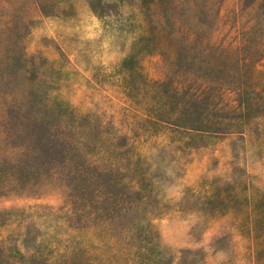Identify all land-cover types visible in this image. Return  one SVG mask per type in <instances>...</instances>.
Returning <instances> with one entry per match:
<instances>
[{
  "label": "rangeland",
  "instance_id": "obj_1",
  "mask_svg": "<svg viewBox=\"0 0 264 264\" xmlns=\"http://www.w3.org/2000/svg\"><path fill=\"white\" fill-rule=\"evenodd\" d=\"M215 1L209 35L264 37V0ZM165 25L159 0H0V264H141L137 243L99 228L97 205L150 219L161 264H264V117L242 134L153 125L146 93L173 71L149 36L163 42ZM112 145L144 173L101 172L96 152Z\"/></svg>",
  "mask_w": 264,
  "mask_h": 264
},
{
  "label": "trees",
  "instance_id": "obj_2",
  "mask_svg": "<svg viewBox=\"0 0 264 264\" xmlns=\"http://www.w3.org/2000/svg\"><path fill=\"white\" fill-rule=\"evenodd\" d=\"M159 2L163 5L167 30L162 29V37H165L162 38L163 42H157L154 33L149 36L150 51L158 52L173 74L169 70L162 80L151 83L146 93L152 103L149 106L151 111L144 109L148 118L153 125L194 133L242 134L239 128L245 131L250 122L264 117V37L258 39L254 35L258 30H255L256 27L243 28L238 32L233 30L223 36L209 35L213 32V29L208 32L209 29L219 22V13L214 18V11L207 8L211 0ZM131 62L132 57L125 59L122 67L125 68ZM223 92L234 93L236 106L232 110L223 104ZM53 117L63 127L71 129L67 120L59 118V113ZM82 121L76 120L75 128L85 140V149L94 148L90 132ZM126 148V145H112V148L98 149V161L106 163L98 169L110 177L142 175L145 166L139 160L132 162L126 158L125 164L121 160L124 158L121 151ZM9 175L20 177L19 172ZM6 213L0 212V218ZM92 213L103 231L109 235L112 232L122 235V243L126 245L130 243L133 247V242L139 245L141 251H135L134 254L143 259L141 264L163 263L156 259L159 248L150 219L102 205H97ZM34 229L35 225L28 226L25 238H32V241L37 239V236L32 235ZM76 229L81 232L85 230L83 226ZM2 245L0 242V259L4 251ZM23 246L26 249L30 247L26 240ZM36 263L34 257L30 256L27 264Z\"/></svg>",
  "mask_w": 264,
  "mask_h": 264
}]
</instances>
